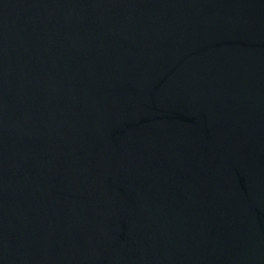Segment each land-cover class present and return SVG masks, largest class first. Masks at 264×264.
Listing matches in <instances>:
<instances>
[{"label": "water", "instance_id": "95a60500", "mask_svg": "<svg viewBox=\"0 0 264 264\" xmlns=\"http://www.w3.org/2000/svg\"><path fill=\"white\" fill-rule=\"evenodd\" d=\"M0 264H264V0H0Z\"/></svg>", "mask_w": 264, "mask_h": 264}]
</instances>
